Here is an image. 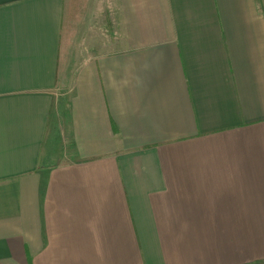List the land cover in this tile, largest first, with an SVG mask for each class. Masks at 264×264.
Here are the masks:
<instances>
[{"label": "crops", "instance_id": "obj_1", "mask_svg": "<svg viewBox=\"0 0 264 264\" xmlns=\"http://www.w3.org/2000/svg\"><path fill=\"white\" fill-rule=\"evenodd\" d=\"M111 1L0 0V264H264V0Z\"/></svg>", "mask_w": 264, "mask_h": 264}, {"label": "rangeland", "instance_id": "obj_2", "mask_svg": "<svg viewBox=\"0 0 264 264\" xmlns=\"http://www.w3.org/2000/svg\"><path fill=\"white\" fill-rule=\"evenodd\" d=\"M87 10L81 20L77 35V47L87 54L109 51L114 32L109 28L111 0H86ZM75 35V36H76Z\"/></svg>", "mask_w": 264, "mask_h": 264}, {"label": "trees", "instance_id": "obj_3", "mask_svg": "<svg viewBox=\"0 0 264 264\" xmlns=\"http://www.w3.org/2000/svg\"><path fill=\"white\" fill-rule=\"evenodd\" d=\"M79 4V3H78ZM81 6V4H79V7Z\"/></svg>", "mask_w": 264, "mask_h": 264}]
</instances>
